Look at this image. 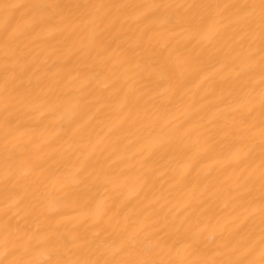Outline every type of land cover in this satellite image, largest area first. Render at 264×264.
<instances>
[{
    "label": "snow or ice",
    "instance_id": "1",
    "mask_svg": "<svg viewBox=\"0 0 264 264\" xmlns=\"http://www.w3.org/2000/svg\"><path fill=\"white\" fill-rule=\"evenodd\" d=\"M0 10L3 21L0 29V50L3 51L0 156L4 162L2 181L8 201L3 209L5 216L24 199L15 190L20 179L17 165L24 164L29 170L40 169L42 175L45 171V160L31 155L30 146L35 147L36 138L21 131L25 127L23 118L43 108L54 118L49 123L54 124L59 119L57 114L65 111L64 100L55 94L51 85L44 86L39 78L35 83L32 80L25 83L24 72L17 70L21 61L32 54L28 42L33 34L60 36L63 38L60 43L71 42V54L78 57L79 63L106 66L112 59L108 36L117 26L124 28L127 25L135 39L122 51L119 62L136 70L138 81H145L144 88L153 83V78L168 85L166 97L160 98L158 94L152 98L157 114L150 121L154 128L160 115L168 112L166 101L181 86L174 79L179 62H170L171 52L153 66L156 63L154 57L158 55L153 50L156 39L153 29L157 24L174 35L184 34L188 38H199L201 42L222 40L228 58L224 67L241 85V91L247 89L237 109L232 110L237 114L229 112L230 120L221 123L223 116L217 108L199 126L202 131H197L194 140L189 139L191 129L181 131L183 123L165 120L151 142V151L136 154L139 156L141 190L149 186L160 167L171 165L177 159L184 161L179 168L170 169L173 173L170 187L188 197L181 208L173 206L163 211L164 205L160 201L170 200L171 191L161 192L154 199L146 195L148 202L143 208L118 221L122 227L115 239L109 240L105 236L106 229H100L92 232L90 239L77 234L74 239H83L85 243L73 247H69L67 241L62 243L64 236L59 225L49 224L44 234L37 237L27 227L13 226L5 221V235L0 241V264H257L250 258L257 251L260 264H264V0L143 5L33 0L30 3H3ZM35 59L33 57L31 63H35ZM73 71H76L75 67L60 69L53 76H61L62 72L71 75ZM257 74L258 102L253 95ZM78 77L88 79L85 73H78ZM137 91L130 85L123 93L119 108L126 112V121L143 127L142 122L148 119V114L141 115L139 104L143 96L137 95ZM78 106L79 100L72 106L73 110ZM257 106L259 120L253 115ZM205 107L201 105L199 110L203 111ZM40 114L44 115V112ZM217 137L231 138V151L227 156L213 155L219 144ZM58 138L59 134L54 137ZM69 139L74 141L75 133ZM101 142L98 141L96 146ZM91 155V152L85 155L83 160L77 157L79 162L63 172L47 169L48 175L37 189L36 204L30 205L27 214L46 216L49 211L47 201L51 199L58 203L57 214L91 204L96 188L115 179L111 167L99 160L92 161ZM165 156L168 160L161 164ZM208 159H213L220 167L209 168L203 173L197 183L203 182L204 189L194 195V189L189 188V173L196 164ZM226 171V180H221L220 176ZM221 195L230 220L217 229L204 220L212 218L205 215L208 202ZM202 204L205 207H200ZM161 221L163 226L156 227ZM169 225L174 228L171 232L165 231Z\"/></svg>",
    "mask_w": 264,
    "mask_h": 264
},
{
    "label": "bare ground",
    "instance_id": "2",
    "mask_svg": "<svg viewBox=\"0 0 264 264\" xmlns=\"http://www.w3.org/2000/svg\"><path fill=\"white\" fill-rule=\"evenodd\" d=\"M30 2L33 0H0V4ZM64 2L143 5L148 3L191 4L215 2V0H64ZM224 2H233V0H224ZM2 24V10H0V29ZM153 31L156 33L153 50L158 53L154 57L156 63L153 66L156 67L161 59L171 52L170 62H179L174 79L181 85L171 99L166 101L168 112L160 115L155 128L150 123L157 116L156 105L152 98L158 94L160 98L166 97L168 85L164 81H156L153 78V83L144 88L142 85L145 81H138L135 75L136 70L119 62L122 51L135 39L127 25L124 28L117 26L108 36L109 55L112 59L106 66L79 63L78 57L71 54L69 48L71 42L60 43L63 39L60 36L51 37L36 33L29 39L28 48L32 54L21 61L17 70L24 72L25 83L28 80L35 83L39 78L44 86L51 85L55 89V94L60 95L64 100L65 111L57 114L59 119L54 124L49 123L54 118L43 108L23 118L25 127L21 131L36 138L35 147L30 146L32 147L31 155L40 156L45 160L43 165L45 171L42 175L40 169L29 170L24 164L17 165L20 179L15 190L19 191L24 199L20 205L11 208L7 216L3 212L4 205L8 201L2 181L4 162L0 156V241L5 235L3 231L5 221H9L13 226L27 227L37 237L44 234L49 224L53 227L59 225L60 232L64 236L62 243L67 241L69 247L84 245L83 239H74L77 234L90 239L91 233L100 229H106L105 236L111 240L115 239L121 231L122 224L118 221L125 215L138 212L147 204L146 195L149 199H154L161 192L171 191L173 196L170 200L160 201V204L164 205L165 212L173 206L179 209L186 202L188 197L184 192L170 187V177L173 175L170 169L179 168L184 162L182 159H177L166 167H160L149 182V186L141 190L137 163L139 156L136 154L144 155L151 151V142L165 120L171 119L173 123H183L181 131L191 129L189 133L191 140L195 139L197 131H202L199 126L204 124L217 108L221 110L223 116L221 123L230 120L229 112L237 109L247 89L241 91V85L234 81L233 74L224 67L228 58L223 50L222 40L201 42L199 38H188L184 34L174 35L159 24ZM33 57L36 58L35 63H31ZM2 67L3 51L0 50V74H2ZM72 67H75L76 71H73L71 75H65L62 72L61 76H53V73L60 69L66 70ZM78 73L87 74V81L81 80ZM73 77L77 78L73 79ZM258 80L257 74L255 77L257 87L253 93L257 102ZM130 85L138 90L137 95L143 96L139 110L141 115L148 114V119L142 122L143 127L126 121V112H122L119 108L123 93ZM77 100H79V106L73 110L72 106ZM201 105H206L203 111L199 110ZM41 112H44V115H41ZM232 114L236 115L237 112L232 111ZM253 115L259 120L258 106ZM185 121L187 122L184 123ZM77 129L80 130L77 131ZM73 133H75L74 141L69 139ZM57 134L59 138L54 139ZM217 139L219 144L213 155L227 156L231 151V138L217 137ZM98 141L102 142L96 146ZM94 146L96 147L93 150ZM90 152L92 161L99 160L106 167H111V174L115 177L113 182L99 185L95 190L93 202L86 207H74L63 210L62 214H57L58 203L55 199H51L47 201L49 211L46 216L28 215L30 205L36 204L35 197L38 195L37 189L40 187V182L44 180V176L48 175L46 170L49 168L59 169L61 172L68 170L79 162L77 157L83 160L84 156ZM167 160L168 156H165L160 163L164 164ZM219 167L220 165L215 164L213 159L203 160L195 165L189 173L191 182L189 188L194 189V195H198L204 189L203 182L197 183L203 173L209 168L215 170ZM161 173L164 174L161 175ZM213 175H216L215 171ZM227 175L228 171L220 176V179L226 180ZM208 205L205 215L212 218L205 219L204 223L215 226L217 229L225 226V222L230 220V217L228 208L225 207L224 197L221 195L219 198H213ZM200 207L203 208L205 205L202 204ZM97 212L99 215H93ZM117 213L118 215H114ZM180 214L183 215V211ZM161 226H163L162 221L156 225V227ZM173 230L171 225L165 228L168 232ZM176 247L179 248L180 245L177 244ZM250 258L260 264L258 251Z\"/></svg>",
    "mask_w": 264,
    "mask_h": 264
}]
</instances>
